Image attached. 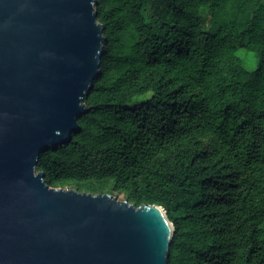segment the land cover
I'll return each mask as SVG.
<instances>
[{
  "label": "trees",
  "instance_id": "obj_1",
  "mask_svg": "<svg viewBox=\"0 0 264 264\" xmlns=\"http://www.w3.org/2000/svg\"><path fill=\"white\" fill-rule=\"evenodd\" d=\"M106 55L46 183L163 207L168 264H264V0H97ZM257 54L248 71L238 51Z\"/></svg>",
  "mask_w": 264,
  "mask_h": 264
},
{
  "label": "water",
  "instance_id": "obj_2",
  "mask_svg": "<svg viewBox=\"0 0 264 264\" xmlns=\"http://www.w3.org/2000/svg\"><path fill=\"white\" fill-rule=\"evenodd\" d=\"M97 0H0V264H168L158 205L53 188L36 168L67 143L105 60Z\"/></svg>",
  "mask_w": 264,
  "mask_h": 264
},
{
  "label": "rangeland",
  "instance_id": "obj_3",
  "mask_svg": "<svg viewBox=\"0 0 264 264\" xmlns=\"http://www.w3.org/2000/svg\"><path fill=\"white\" fill-rule=\"evenodd\" d=\"M238 55L243 60L244 67L248 71H255L258 68L259 58H258L257 54H255L253 52L246 51L244 49H240L238 51ZM65 189H67V188H65ZM114 196H118V199L120 201L125 200V197L122 194L114 193Z\"/></svg>",
  "mask_w": 264,
  "mask_h": 264
}]
</instances>
